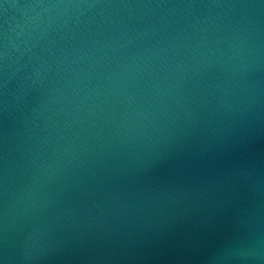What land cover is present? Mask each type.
<instances>
[{
  "label": "water",
  "instance_id": "1",
  "mask_svg": "<svg viewBox=\"0 0 264 264\" xmlns=\"http://www.w3.org/2000/svg\"><path fill=\"white\" fill-rule=\"evenodd\" d=\"M0 264H264V0H0Z\"/></svg>",
  "mask_w": 264,
  "mask_h": 264
}]
</instances>
